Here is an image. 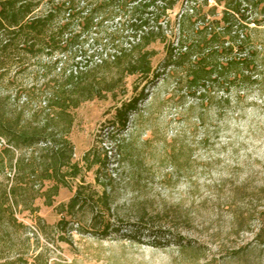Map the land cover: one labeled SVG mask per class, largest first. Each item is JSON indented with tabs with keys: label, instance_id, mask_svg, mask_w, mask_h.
Here are the masks:
<instances>
[{
	"label": "trees",
	"instance_id": "obj_1",
	"mask_svg": "<svg viewBox=\"0 0 264 264\" xmlns=\"http://www.w3.org/2000/svg\"><path fill=\"white\" fill-rule=\"evenodd\" d=\"M113 18L117 22L111 24ZM262 26L264 0H0V85L12 71L33 72L35 80H41L36 89L15 91L14 101L23 92L20 106H7L9 94L0 95V241L10 242L26 228L18 220L20 214L33 216L38 226L35 201L53 206L59 190L70 189L79 177L73 195L56 206L61 215L57 226L63 230L89 213L95 236L121 231L122 236L140 240L144 232L168 234L180 249L192 248L165 230L138 222L140 218L120 221L112 214L110 195L83 181V168L105 161L106 154L98 161L88 151L83 165L74 160L69 138L74 110L83 102L113 97L123 76L147 79L152 74L151 81H156L151 60L157 52L150 47L157 43L163 44L162 72L173 80L178 101L189 96L200 106H213L217 92L226 101L232 91L253 86L264 92V40L258 36ZM94 27L100 32L91 36L89 49L71 52L77 28L90 35ZM111 67L117 76L110 81L94 74ZM1 88L9 91L7 85ZM137 103L132 98L117 110L119 129L126 127ZM115 142L119 154L131 145ZM257 215L255 238L264 245V207ZM8 248L0 264L48 263L42 253ZM239 252L232 251V256Z\"/></svg>",
	"mask_w": 264,
	"mask_h": 264
},
{
	"label": "rangeland",
	"instance_id": "obj_2",
	"mask_svg": "<svg viewBox=\"0 0 264 264\" xmlns=\"http://www.w3.org/2000/svg\"><path fill=\"white\" fill-rule=\"evenodd\" d=\"M116 22L113 18L110 23ZM76 31L71 52L78 54L81 47L89 49L91 36L100 32L97 27L90 35ZM258 36L264 40V26ZM150 48L157 52L151 60L156 81H151L152 74L147 79L123 76L113 97L83 102L74 110L69 138L80 165L88 151L98 161L106 154L105 161L83 168L81 177L98 193L110 195L114 217L124 223L140 218L138 222L165 230L192 248L180 249L168 234L144 232L140 240L122 236L121 231L95 236L89 213L63 230L57 226L61 215L56 206L73 195L78 177L70 189L59 190L53 206L35 201L38 226L33 216L18 215L26 228L10 242L0 241V257L13 246L12 250L23 247L29 255L44 254L47 264H264V245L255 238L257 213L264 207V92L258 86L232 91L228 101L217 92L213 106H200L189 96L178 101L173 80L162 72L163 44ZM94 74L110 81L117 70ZM40 83L33 72L12 71L4 77L0 95L9 94L6 104L14 108L24 100L22 92L14 101L16 90L31 91ZM237 95L241 100L236 101ZM132 98L138 99L137 110L119 129L117 110ZM115 139L131 145L119 154ZM237 249L239 254L232 256Z\"/></svg>",
	"mask_w": 264,
	"mask_h": 264
},
{
	"label": "bare ground",
	"instance_id": "obj_3",
	"mask_svg": "<svg viewBox=\"0 0 264 264\" xmlns=\"http://www.w3.org/2000/svg\"><path fill=\"white\" fill-rule=\"evenodd\" d=\"M58 55V53H56V54H53V57H56Z\"/></svg>",
	"mask_w": 264,
	"mask_h": 264
}]
</instances>
